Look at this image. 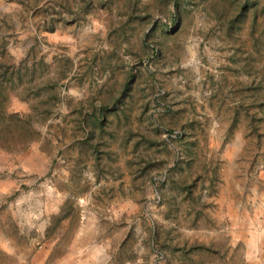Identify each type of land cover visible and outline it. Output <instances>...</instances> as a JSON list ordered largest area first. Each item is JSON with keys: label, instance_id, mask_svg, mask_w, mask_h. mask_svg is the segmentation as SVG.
Instances as JSON below:
<instances>
[{"label": "rangeland", "instance_id": "374dc122", "mask_svg": "<svg viewBox=\"0 0 264 264\" xmlns=\"http://www.w3.org/2000/svg\"><path fill=\"white\" fill-rule=\"evenodd\" d=\"M0 63V264H264V0H0Z\"/></svg>", "mask_w": 264, "mask_h": 264}, {"label": "trees", "instance_id": "16d2710c", "mask_svg": "<svg viewBox=\"0 0 264 264\" xmlns=\"http://www.w3.org/2000/svg\"><path fill=\"white\" fill-rule=\"evenodd\" d=\"M0 92L4 91L7 81L12 78V73L6 77L8 65L0 63ZM7 95H0V146H9L11 142L27 144L34 137V130L28 123V119L18 112L7 111L4 102Z\"/></svg>", "mask_w": 264, "mask_h": 264}]
</instances>
